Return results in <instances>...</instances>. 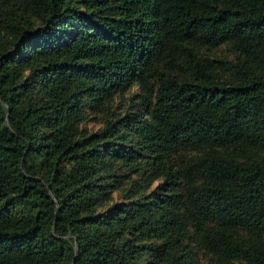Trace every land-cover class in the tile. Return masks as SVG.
Returning <instances> with one entry per match:
<instances>
[{"label":"trees","instance_id":"16d2710c","mask_svg":"<svg viewBox=\"0 0 264 264\" xmlns=\"http://www.w3.org/2000/svg\"><path fill=\"white\" fill-rule=\"evenodd\" d=\"M0 264H264V0H0Z\"/></svg>","mask_w":264,"mask_h":264}]
</instances>
